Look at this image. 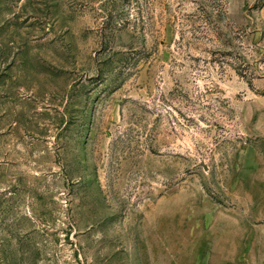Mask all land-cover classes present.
Here are the masks:
<instances>
[{
	"label": "rangeland",
	"instance_id": "obj_1",
	"mask_svg": "<svg viewBox=\"0 0 264 264\" xmlns=\"http://www.w3.org/2000/svg\"><path fill=\"white\" fill-rule=\"evenodd\" d=\"M0 264H264V0H0Z\"/></svg>",
	"mask_w": 264,
	"mask_h": 264
}]
</instances>
